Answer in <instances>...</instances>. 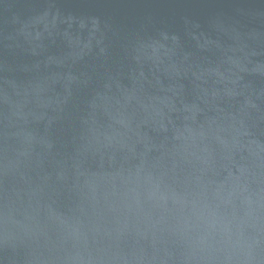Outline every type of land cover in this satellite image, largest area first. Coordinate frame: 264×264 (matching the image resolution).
<instances>
[{
  "label": "water",
  "instance_id": "water-1",
  "mask_svg": "<svg viewBox=\"0 0 264 264\" xmlns=\"http://www.w3.org/2000/svg\"><path fill=\"white\" fill-rule=\"evenodd\" d=\"M0 264H264V0H0Z\"/></svg>",
  "mask_w": 264,
  "mask_h": 264
}]
</instances>
